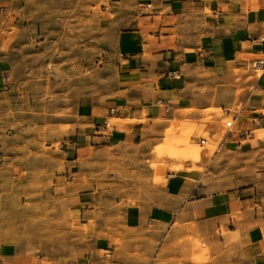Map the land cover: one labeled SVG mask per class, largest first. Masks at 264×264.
I'll return each mask as SVG.
<instances>
[{"label": "rangeland", "instance_id": "rangeland-1", "mask_svg": "<svg viewBox=\"0 0 264 264\" xmlns=\"http://www.w3.org/2000/svg\"><path fill=\"white\" fill-rule=\"evenodd\" d=\"M116 9L110 0H0V64L9 88L0 102V248L27 264H81L96 236L107 238L120 260L150 264L142 246L155 241L139 224L149 185L166 174L203 172L210 158L201 161L200 152L217 150L206 125L221 126L225 135L224 122L243 110L244 85L261 75L233 69L225 82L210 83L208 91L228 101L205 110L219 109L223 120L166 122L152 148L106 149L91 157L84 174H67L65 142L77 99L114 82L115 36L122 27ZM117 122L106 121L110 132ZM263 135L246 163L261 185ZM80 188L91 196L85 208L74 202ZM179 244L180 264L209 261L203 241L188 237ZM196 255L205 259L195 262Z\"/></svg>", "mask_w": 264, "mask_h": 264}, {"label": "crops", "instance_id": "crops-1", "mask_svg": "<svg viewBox=\"0 0 264 264\" xmlns=\"http://www.w3.org/2000/svg\"><path fill=\"white\" fill-rule=\"evenodd\" d=\"M111 4L122 24L115 36L114 82L77 99L65 142L67 174L73 169V174H84L91 157L106 149L152 148L166 122L197 123L201 116L203 123L223 120L219 109L205 110L228 101L214 97L210 83L225 82L233 69L256 72L254 63L264 61V43L258 40L264 34V0ZM7 81L0 64V102L8 93ZM223 86L216 92L222 94ZM244 89L243 110L224 122L231 123L225 135L221 126L206 125L217 150L207 157L200 152L201 161L210 158L203 172L166 174L159 184L149 185L152 191L146 187L149 196L141 204L139 224L147 228L146 238L155 241L142 246L150 264H180L179 242L188 237L205 243V264H264V185L258 174H248L246 164L264 131V72ZM109 119L119 121L111 132L104 129ZM74 199L85 208L89 190L80 188ZM118 256L107 238L96 236L81 264H128ZM204 259L196 255L194 261ZM0 264L27 262L0 248Z\"/></svg>", "mask_w": 264, "mask_h": 264}, {"label": "built area", "instance_id": "built-area-1", "mask_svg": "<svg viewBox=\"0 0 264 264\" xmlns=\"http://www.w3.org/2000/svg\"><path fill=\"white\" fill-rule=\"evenodd\" d=\"M258 40H259V42L264 43V34L259 35L258 36ZM253 69L255 71H260L261 73L264 72V61L263 60H259V61L255 62L254 65H253ZM171 77L172 78H176V79L178 78L177 76H175V73H172ZM158 103H160V102H158ZM113 113H114V111L111 110L110 111V115H113ZM230 124L231 123H227L225 127L228 128L230 126ZM104 129L105 130L108 129V124L107 123H104ZM204 144H205V140H200V145L203 146Z\"/></svg>", "mask_w": 264, "mask_h": 264}, {"label": "bare ground", "instance_id": "bare-ground-1", "mask_svg": "<svg viewBox=\"0 0 264 264\" xmlns=\"http://www.w3.org/2000/svg\"><path fill=\"white\" fill-rule=\"evenodd\" d=\"M108 124V123H107ZM108 128H109V124H108ZM262 133L264 134V131H262ZM264 136V135H263ZM214 151L213 146L210 148V150L207 152L206 157L209 156L212 152Z\"/></svg>", "mask_w": 264, "mask_h": 264}]
</instances>
